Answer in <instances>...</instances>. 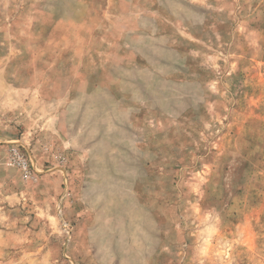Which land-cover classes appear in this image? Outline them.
I'll list each match as a JSON object with an SVG mask.
<instances>
[{"label": "rangeland", "instance_id": "obj_1", "mask_svg": "<svg viewBox=\"0 0 264 264\" xmlns=\"http://www.w3.org/2000/svg\"><path fill=\"white\" fill-rule=\"evenodd\" d=\"M0 264H264V0H0Z\"/></svg>", "mask_w": 264, "mask_h": 264}, {"label": "built area", "instance_id": "obj_2", "mask_svg": "<svg viewBox=\"0 0 264 264\" xmlns=\"http://www.w3.org/2000/svg\"><path fill=\"white\" fill-rule=\"evenodd\" d=\"M18 163L25 171H27L28 165L25 160L20 159Z\"/></svg>", "mask_w": 264, "mask_h": 264}]
</instances>
